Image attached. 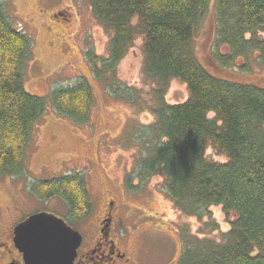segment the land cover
Returning <instances> with one entry per match:
<instances>
[{"label":"trees","instance_id":"obj_1","mask_svg":"<svg viewBox=\"0 0 264 264\" xmlns=\"http://www.w3.org/2000/svg\"><path fill=\"white\" fill-rule=\"evenodd\" d=\"M90 2L99 23L112 33L99 76L105 79L142 34L143 71L156 84L153 111L157 122L150 127L154 145L140 161L135 176L126 178L127 189L138 190L136 175L144 180L160 174L166 179L165 193L183 213L202 219L211 215L212 207L221 206L234 216L223 242L207 238L186 241L176 264H264V87L212 74L193 45L195 31L211 12L218 66H233L253 51L264 59V37L259 36L264 32V0ZM9 19L0 2V178L26 173L33 132L48 109L46 97L33 95L25 87L33 42ZM134 19L138 20L136 26ZM222 46L227 50L220 49ZM98 58L89 55L93 63ZM173 80L187 86L186 101H166ZM113 87V93L122 90ZM126 97L131 99L132 93L127 92ZM50 98L59 114L77 123L89 122L94 94L88 82L56 88ZM210 110L214 118L206 115ZM209 147L228 160L207 158ZM32 190L43 201L64 199L69 220L84 219L93 211L84 174L37 181Z\"/></svg>","mask_w":264,"mask_h":264},{"label":"rangeland","instance_id":"obj_2","mask_svg":"<svg viewBox=\"0 0 264 264\" xmlns=\"http://www.w3.org/2000/svg\"><path fill=\"white\" fill-rule=\"evenodd\" d=\"M0 2L10 22L33 42L25 69L26 90L48 100V109L32 135L26 173L0 178V218L4 224L39 211L69 220V205L64 199L43 201L33 192L32 184L80 173L85 175L93 202L94 210L88 219L92 228L98 223L103 201L115 199L116 205L125 209L118 223L127 227V248L140 264H176L186 241L194 243L197 238L223 242L234 216L227 215L221 206L212 207L211 215L202 219L183 213L165 193L166 179L160 174L144 180L136 175L138 190L126 187V178L134 177L140 161L152 152L155 137L150 127L157 122L153 111L156 84L143 71V35H137L126 56L104 79L98 69L104 68L101 59L109 55L112 33L99 23L90 0ZM58 12L64 15L55 16ZM133 24L136 26L138 20L134 19ZM215 36L214 15L209 12L194 34L193 45L200 62L219 77L264 87L261 53L248 52L233 66L220 67L214 54ZM259 36L264 37V32ZM221 48L227 50L225 46ZM90 53L99 57L97 63L89 59ZM83 81L89 83L94 94L87 124L56 112L50 98L52 90ZM113 86L123 91L113 93ZM127 92L132 93L131 99L126 97ZM188 97L185 84L171 81L166 94L168 103H181ZM214 117L215 114L211 116ZM149 142L152 146H148ZM205 155L217 162L228 160L213 147Z\"/></svg>","mask_w":264,"mask_h":264},{"label":"flooded vegetation","instance_id":"obj_3","mask_svg":"<svg viewBox=\"0 0 264 264\" xmlns=\"http://www.w3.org/2000/svg\"><path fill=\"white\" fill-rule=\"evenodd\" d=\"M58 14L64 15L63 12H58L55 16ZM102 204L98 223L94 229L88 220L93 211L84 219L76 217H70V220L65 219L82 235L73 264H140L127 248V227L124 228L118 223V218L125 216L124 206L116 205V200L113 198L104 200ZM35 213L22 214L16 219L9 220L7 224H4V220L0 218V264H27L24 252L15 241L16 228ZM74 224L78 225V228Z\"/></svg>","mask_w":264,"mask_h":264},{"label":"water","instance_id":"obj_4","mask_svg":"<svg viewBox=\"0 0 264 264\" xmlns=\"http://www.w3.org/2000/svg\"><path fill=\"white\" fill-rule=\"evenodd\" d=\"M15 241L27 264H73L82 235L64 218L42 211L17 226Z\"/></svg>","mask_w":264,"mask_h":264},{"label":"clouds","instance_id":"obj_5","mask_svg":"<svg viewBox=\"0 0 264 264\" xmlns=\"http://www.w3.org/2000/svg\"><path fill=\"white\" fill-rule=\"evenodd\" d=\"M206 115H207L209 118H211V116L214 115V113L210 110Z\"/></svg>","mask_w":264,"mask_h":264}]
</instances>
